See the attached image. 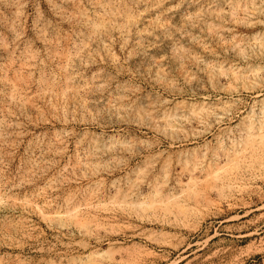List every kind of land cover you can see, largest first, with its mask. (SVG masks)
<instances>
[{
	"label": "rangeland",
	"instance_id": "obj_1",
	"mask_svg": "<svg viewBox=\"0 0 264 264\" xmlns=\"http://www.w3.org/2000/svg\"><path fill=\"white\" fill-rule=\"evenodd\" d=\"M0 264H264V0H0Z\"/></svg>",
	"mask_w": 264,
	"mask_h": 264
}]
</instances>
